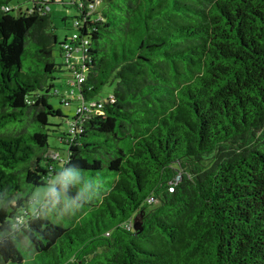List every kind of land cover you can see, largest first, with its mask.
<instances>
[{
  "label": "trees",
  "instance_id": "obj_1",
  "mask_svg": "<svg viewBox=\"0 0 264 264\" xmlns=\"http://www.w3.org/2000/svg\"><path fill=\"white\" fill-rule=\"evenodd\" d=\"M10 1L0 264H264V0H102L94 13L74 0L63 40L47 8L63 0L17 13ZM62 68L83 75L74 93L67 77L78 106L102 102L75 113L64 157L49 144L67 117L50 101Z\"/></svg>",
  "mask_w": 264,
  "mask_h": 264
},
{
  "label": "rangeland",
  "instance_id": "obj_2",
  "mask_svg": "<svg viewBox=\"0 0 264 264\" xmlns=\"http://www.w3.org/2000/svg\"><path fill=\"white\" fill-rule=\"evenodd\" d=\"M64 2H54L49 5L48 10L52 16L53 25L55 26V32L58 34L59 40H63L65 36L71 39L72 34L77 31V28L74 26L75 20L81 11L74 4V0H63ZM10 4L15 8V13L19 12L21 9L25 12L28 9H32L34 5V0H11ZM103 6L102 0H96V3L93 7L92 12H97ZM54 56L59 64L62 62V56L60 55L59 46L57 45L54 48ZM73 63H79V58H75L72 61ZM66 69V68H65ZM62 68L61 71L56 73V88H58L60 95L53 94L50 98L51 103L56 108H61L62 112L67 117H55L52 118V121L61 122V127L59 131H51V135L49 137V144L52 147L59 148L56 152L61 153V156H66V148L67 146L60 141V136L63 131L67 132L70 128V121L76 113V109L78 106V101L75 99V96L67 95L71 91V87L67 84V77L72 74V72L67 71ZM113 85H106L100 92V94L96 97V99L106 98L111 95L113 91ZM78 88L76 87V92ZM65 94L71 98V103L66 105L61 100V95ZM52 189L49 185H43L36 187L33 192V197L37 198L39 201L44 199V196ZM35 203V202H34ZM37 204V203H35ZM139 220V219H138ZM140 221V220H139Z\"/></svg>",
  "mask_w": 264,
  "mask_h": 264
},
{
  "label": "built area",
  "instance_id": "obj_3",
  "mask_svg": "<svg viewBox=\"0 0 264 264\" xmlns=\"http://www.w3.org/2000/svg\"><path fill=\"white\" fill-rule=\"evenodd\" d=\"M96 1L93 2V4H91V9L93 10V7L95 5ZM77 23V21H75V24ZM65 47L69 50L73 49V45H71L70 43H66L65 44ZM72 54H74V51L73 52H68L67 53V58H65V63L67 64V67H70L72 68L73 65H76V63H73L72 61L75 60V59H72ZM70 81L69 83L71 84L72 86V93L73 92V88L75 90L76 86L81 83L83 81V75L81 74H76L75 72L72 73L70 75ZM78 97H80V95L78 94ZM101 108H102V102H98V101H95V100H81V105L77 107L76 109V113H82L84 111H92V110H95V111H98L100 112L101 111ZM85 109V110H84ZM57 152L54 153V156H57Z\"/></svg>",
  "mask_w": 264,
  "mask_h": 264
},
{
  "label": "water",
  "instance_id": "obj_4",
  "mask_svg": "<svg viewBox=\"0 0 264 264\" xmlns=\"http://www.w3.org/2000/svg\"><path fill=\"white\" fill-rule=\"evenodd\" d=\"M134 228H135L136 230H142L141 222L138 220V217L135 218V221H134Z\"/></svg>",
  "mask_w": 264,
  "mask_h": 264
}]
</instances>
